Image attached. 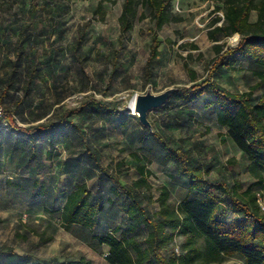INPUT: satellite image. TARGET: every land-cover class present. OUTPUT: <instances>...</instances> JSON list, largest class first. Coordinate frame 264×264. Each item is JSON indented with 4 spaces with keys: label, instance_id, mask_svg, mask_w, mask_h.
Instances as JSON below:
<instances>
[{
    "label": "rangeland",
    "instance_id": "obj_1",
    "mask_svg": "<svg viewBox=\"0 0 264 264\" xmlns=\"http://www.w3.org/2000/svg\"><path fill=\"white\" fill-rule=\"evenodd\" d=\"M123 1L0 0V87L4 84L8 63L13 59V43L20 31L30 36L24 45L22 67L35 65L40 70L29 96L23 99L24 106L31 111L24 112V118L30 122L41 115L46 116L43 120L50 116L55 118L60 112L76 108L89 98L109 103L127 117L125 128L120 126L117 118H75L81 128L79 135L70 132V138L64 143L48 148L47 152L44 147L39 153L41 164H31L29 170L18 164L21 156L2 159L0 262L15 257L26 263L84 257L93 264H104V248L96 243L93 234H102L109 228L104 224L96 229L73 226L65 231L56 214L63 206L66 193L77 183L85 182L93 198L102 197L105 214L112 215L115 222L124 225L123 197L112 196L109 178L87 163L81 154L86 146L99 156L104 168L118 174L122 184H129L138 177L137 162L130 153L143 158L142 162L153 173L149 178L152 188L140 193L150 212L159 209L156 199L162 186L168 188L169 204L174 208L187 197L183 176L177 173L173 163L163 161L161 147L154 141L152 132H148L131 114L130 102L136 94H159L169 88L179 90L192 86L194 83L189 81L185 64L195 71L197 83L203 82L210 75L216 59L214 46L222 44L234 48L240 37L237 34L220 37L217 43L209 39L213 21L220 17L221 21L217 23L220 25L223 19V11L216 10V7H222L221 3L215 0H170V13L177 20L157 31L160 56L149 67L150 79L145 80L144 65L149 54L153 23L148 10L137 4L132 30L120 38L118 18ZM255 19L256 13L252 12L250 21ZM82 33L83 40L76 49V40ZM76 54L86 58L83 71L75 61ZM252 71L251 64H244L243 71H221L214 79L230 92H251L252 97L258 98L262 90L254 88L257 79ZM9 91L15 92L14 89ZM202 103L187 108H170V105L149 112L152 131L173 139L175 145L186 139L195 150V159L211 166L208 176L211 181L222 180L229 185L237 182L246 189L255 182L249 173L248 161L232 142L224 140V134L212 123V112L204 114L208 126L197 122L194 116L203 111ZM186 113L187 116L192 113L194 119L185 121L184 128L172 122L171 118ZM16 120L20 123L18 118ZM142 132H148L143 144L138 140ZM120 163L122 166L118 167ZM34 179L45 186L44 196H34L39 191L33 185ZM254 191L261 193L259 187H254ZM261 197L260 202L264 203ZM233 216L234 213L230 212L228 217ZM146 234L147 229L141 227L135 238L143 244ZM214 264L243 262L232 257Z\"/></svg>",
    "mask_w": 264,
    "mask_h": 264
},
{
    "label": "trees",
    "instance_id": "obj_2",
    "mask_svg": "<svg viewBox=\"0 0 264 264\" xmlns=\"http://www.w3.org/2000/svg\"><path fill=\"white\" fill-rule=\"evenodd\" d=\"M103 1L112 3L115 0ZM215 1L222 4L216 10L223 11V19L220 25H217L221 21L220 17L213 21L212 29L208 32L209 39L217 43L220 37L237 34L240 37L239 44L234 48H226L222 44L214 46L216 59L210 75L201 83H197L195 71L185 64L189 81L194 84L179 89L163 107L171 105L170 108H187L202 101V107L215 113L217 124L226 129L229 139L248 161V170L255 182L243 189L237 182L229 185L222 180L211 181L208 178L210 166L196 163L189 150L178 143L175 145L173 139L164 138L152 131L154 141L162 149L163 161L176 166L187 189V197L174 208L169 204L168 188L162 186L156 199L159 209L152 213L143 204L140 194L142 190L152 188L149 178L153 173L142 162L143 158L134 152L130 153L137 162L138 177L129 184H122L118 174L110 173L104 168L99 156L86 146L81 154L87 163L109 178L112 182L109 188L112 196L123 197L122 211L126 228L118 226L111 232L93 236L98 245L108 247L106 264H214L232 257L239 258L243 264H264V212L259 205L261 195L264 198V0ZM137 4L148 10L153 23L149 54L144 65V78L149 80V67L160 56V43L156 33L177 19L170 13V0H124L118 18L120 38L133 28ZM251 12L256 13L255 22L250 21ZM29 39L30 36L25 31L17 34L13 43V59L8 63L4 84L0 87V105L5 112V124L0 127V133H4L6 125V134H15L28 142L27 168L30 164H41L37 146L40 141L45 142L48 148H54L67 141L70 132L79 135L81 128L75 118H117L120 119L122 128L127 127V117L117 107L94 98L86 99L76 108L60 112L55 118L50 116L43 120L46 116L41 115L31 121L38 123L31 125L22 115L24 112L31 113L30 108L24 106L26 102L23 99L29 96L40 70L35 65L22 67L24 45ZM82 40L83 33L76 40V49ZM74 58L80 71H83L86 58L80 54H76ZM244 64H251L253 67L252 74L257 79L254 88L262 90L258 98L252 97L251 92H230L214 79L221 71H243ZM11 89L15 92L10 93ZM180 116L176 115L171 119L176 126L183 128L186 126L185 121L193 118L192 113ZM17 118L22 125L17 124ZM41 120L43 121L40 122ZM151 125L153 127L152 123ZM148 132L138 135L142 144L146 141ZM121 166V163L118 164V167ZM33 185L39 188L34 196L45 195L43 184L39 185L34 179ZM254 187H259L261 193L254 191ZM103 207L102 197L93 198L87 184L79 182L68 193L63 207L56 214L65 231L73 226L93 229L98 225ZM230 212L234 213L231 219L228 217ZM141 227L147 229L143 244L135 238V233ZM176 247L179 253L175 252ZM170 248L173 249L169 251ZM0 264L31 263L15 257ZM42 264L92 262L80 257L76 260Z\"/></svg>",
    "mask_w": 264,
    "mask_h": 264
},
{
    "label": "crops",
    "instance_id": "obj_3",
    "mask_svg": "<svg viewBox=\"0 0 264 264\" xmlns=\"http://www.w3.org/2000/svg\"><path fill=\"white\" fill-rule=\"evenodd\" d=\"M252 13V12H251ZM251 15V14H250ZM256 21V19H255ZM253 21V22H255ZM203 108V107H202ZM209 111L206 110L205 108H203V111L201 113L198 114V112L195 111L196 114H198V116H194V118L197 120L198 123H201V125L203 124V126H208L205 119H206V115H204L205 113L207 114ZM212 112V123L214 124L215 127H217L218 131L222 132L224 135H223V138L224 140L228 141V142H232L229 137L227 136L226 134V129L223 128V127H220L217 122H216V115L213 111H210ZM43 120H41L40 122H42ZM30 122V121H29ZM196 122V123H197ZM38 123L37 121L35 122H30L31 125L33 124H36ZM17 124L18 125H22L21 123H18L17 121ZM4 133H0V147H1V152H0V171H2L3 169V166H4V163H1L2 162V159H5L6 156H17V157H20L21 156V159L18 158V164L20 166H24L23 169H26V170H29L31 169V164L28 166V168L26 167V165H28L27 163H22L24 160L28 161V158H27V155H28V149H29V144L28 142H26L22 137L20 136H16L15 134H6V132L8 131V127L5 125L4 127ZM194 143V142H192ZM180 146H182L184 149L186 150H189L190 153H191V156H192V159L198 163V164H202L201 161H198L195 159V150L193 147H191V144H189L187 142L186 139H184L183 141H180V143H178ZM38 152L40 153V151L45 147L46 148V152L49 150L48 149V146L46 145L45 142L43 141H40L38 143ZM14 150V151H13ZM242 154V153H241ZM26 156V158H25ZM211 167V166H210ZM185 187V190L187 192V189H186V185L184 186ZM72 190V189H71ZM70 190V191H71ZM69 191V192H70ZM66 193L65 195V199H66V196L68 195V193ZM65 199H64V203H65ZM109 200V199H108ZM63 203V205H64ZM63 207V206H62ZM105 210V206L103 207V211L99 217V222H98V225L93 228V229H96L98 228L99 226H102L103 224L106 225L109 229H107L104 233L102 234H93L94 235H103V234H106L108 232H111L114 228L116 227H121V229H125L126 228V223H125V215L123 214V218H124V225H120L118 222H115V219L112 215H107L105 214L104 212ZM113 224V225H111ZM119 236V235H118ZM102 248H104V251L105 253L103 254V261H104V264H106V260H105V255L108 253V247L105 246V245H102L100 246ZM64 261V260H63ZM57 262H62V261H57ZM48 263V262H47ZM31 264H42V263H31ZM93 264V263H92Z\"/></svg>",
    "mask_w": 264,
    "mask_h": 264
},
{
    "label": "water",
    "instance_id": "obj_4",
    "mask_svg": "<svg viewBox=\"0 0 264 264\" xmlns=\"http://www.w3.org/2000/svg\"><path fill=\"white\" fill-rule=\"evenodd\" d=\"M177 91V88H169L159 94H152L150 92H146L142 95L136 94L133 97V108H129L131 114L137 117L141 126L152 132V125L148 120V113L167 104Z\"/></svg>",
    "mask_w": 264,
    "mask_h": 264
},
{
    "label": "built area",
    "instance_id": "obj_5",
    "mask_svg": "<svg viewBox=\"0 0 264 264\" xmlns=\"http://www.w3.org/2000/svg\"><path fill=\"white\" fill-rule=\"evenodd\" d=\"M4 122H5V112H4L3 107L0 105V127L4 126L5 124ZM259 205H260L261 210L264 211V203L260 202ZM175 252L179 253L178 247L175 248Z\"/></svg>",
    "mask_w": 264,
    "mask_h": 264
},
{
    "label": "bare ground",
    "instance_id": "obj_6",
    "mask_svg": "<svg viewBox=\"0 0 264 264\" xmlns=\"http://www.w3.org/2000/svg\"><path fill=\"white\" fill-rule=\"evenodd\" d=\"M133 103H134V99H132L131 102H130V108L131 109L133 108Z\"/></svg>",
    "mask_w": 264,
    "mask_h": 264
}]
</instances>
